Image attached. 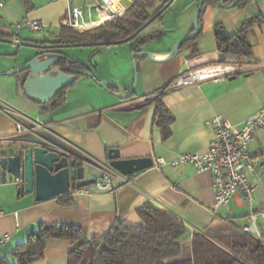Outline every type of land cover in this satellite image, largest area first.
Returning <instances> with one entry per match:
<instances>
[{"label": "crops", "instance_id": "crops-1", "mask_svg": "<svg viewBox=\"0 0 264 264\" xmlns=\"http://www.w3.org/2000/svg\"><path fill=\"white\" fill-rule=\"evenodd\" d=\"M137 0H3L0 7V155L15 154L22 138L15 136V123L24 126L42 124L68 145V151L81 161L86 179L100 178L109 167L108 153L116 150L120 159L149 157L152 166L126 176L127 183L116 191H96L93 184L77 188L70 184L67 194L36 201L34 193H17V185L0 182V235L9 241L0 249V258L13 262L15 247L25 242L38 224L71 225L83 228L86 237L101 236L117 221L140 224L136 209L146 202L172 213L187 228L181 240V254L175 261L191 258V242L196 233L210 239L237 237L251 210L258 216V233H264V171L256 177L253 207L239 195L226 205L213 208L212 175L198 173L188 163L171 165L179 155L202 154L214 138V130L205 122L219 116L232 125H241L264 106V23L253 26L248 34L252 58H237L221 52L216 25L234 34L246 20L260 12L264 0H250L244 7H221L207 3L198 22L200 35L192 45L167 59L174 45L193 33L198 0H172L150 23L142 36L158 32L139 47L150 54L136 57L132 66V45L70 46L58 51L77 61L94 79L79 75L54 101L39 104L26 96L22 78L25 73L6 74L33 58L39 49L26 44L52 45L57 39L69 6L83 11V32L108 21L112 13L125 12ZM115 9V11H112ZM42 24V31H32L30 22ZM66 27V26H64ZM72 29V28H71ZM74 30V29H73ZM19 44L15 46V42ZM46 42V43H45ZM193 64L235 59L242 71L215 82L169 89L173 79L185 70V60ZM136 84L129 98L119 99ZM161 103L173 120L164 136L154 121L156 106ZM252 160L264 163V129L256 132L251 146ZM158 159L163 164H156ZM17 214V220L14 218ZM70 243L48 239L41 257L30 264H67Z\"/></svg>", "mask_w": 264, "mask_h": 264}, {"label": "trees", "instance_id": "trees-1", "mask_svg": "<svg viewBox=\"0 0 264 264\" xmlns=\"http://www.w3.org/2000/svg\"><path fill=\"white\" fill-rule=\"evenodd\" d=\"M168 1L137 0L127 8L122 16L105 21L92 29L77 32L63 26L57 39L47 43L52 45L78 44L80 46L95 45V43L112 45L135 33ZM249 1L237 0L234 7L242 8ZM209 2L228 8L233 0H203L199 16ZM159 18L160 15L153 21ZM261 23H264V16L258 12L244 21L234 34H226L224 41L219 40L220 51L237 58H252V46L248 42L247 34L253 26ZM145 29L146 27L128 41L132 45L133 53L140 52L139 47L145 40L158 35V32H155L142 36ZM217 29L222 28L216 25L215 30ZM199 35L200 31L194 39L180 45L178 51L183 50L186 44H191L192 52L196 55L198 50L196 44L193 43ZM58 50L52 49L51 51L60 54ZM60 64L76 71H85L82 65L67 56L60 60ZM24 80L25 77L22 78V85ZM62 93L63 91L50 102ZM172 120L173 117L168 110L158 103L154 121L165 137L169 134ZM136 214L140 219V224L128 225L117 221L106 233L90 238L86 237V231L83 228L64 224H38L35 230L27 235L25 242L15 247L12 252L13 262L2 257L0 264H30L34 257L42 256L45 242L48 239H62L70 243L67 264H264V233L259 235L245 233L237 237L217 239H210L202 233H196L191 242V258L175 261L174 259L181 254V240L187 233L183 222L151 202L140 205L136 209Z\"/></svg>", "mask_w": 264, "mask_h": 264}, {"label": "water", "instance_id": "water-1", "mask_svg": "<svg viewBox=\"0 0 264 264\" xmlns=\"http://www.w3.org/2000/svg\"><path fill=\"white\" fill-rule=\"evenodd\" d=\"M222 1V0H220ZM172 2L169 0L157 13H155L144 25L135 33L122 41L113 44L127 42L147 27L158 15H160ZM203 0H200L193 21V33L180 39L173 47L166 60L171 59L179 53L178 48L186 41L194 39L199 31L198 23L199 10ZM237 0H233L230 7H234ZM220 41H224L226 33L222 29L214 31ZM106 43H95V45H105ZM39 49V52L19 68L8 71L6 74L25 73L23 90L32 101L40 104L50 102L61 91L73 84L78 75H83L94 80L99 86L102 83L96 81L87 71L73 70L60 64V60L66 55L53 53L52 49H62L70 46H80L78 44L64 45H38L26 44ZM88 45V44H83ZM143 55L151 59L150 54L145 51L132 53V66L136 72L135 58ZM136 84L134 79L132 89L119 99L129 98L133 93ZM15 154L0 155V182H10L16 184L17 193H34L36 201L48 200L57 196L67 194L70 190L71 182L77 188H82L95 183V178L86 179L84 177V167L81 161L76 160L68 151V145L55 136L48 129H40L32 132L29 136L22 138ZM109 167L123 176H130L152 166L149 157L138 159H120L116 150L108 153Z\"/></svg>", "mask_w": 264, "mask_h": 264}, {"label": "built area", "instance_id": "built-area-1", "mask_svg": "<svg viewBox=\"0 0 264 264\" xmlns=\"http://www.w3.org/2000/svg\"><path fill=\"white\" fill-rule=\"evenodd\" d=\"M119 0H106L108 5ZM3 0H0V7ZM123 11L112 13L111 17H120ZM83 11L78 7L69 6L62 24L74 30L83 28ZM32 31H42L43 25L33 21L29 23ZM19 44L15 42V46ZM193 59L185 60V70L177 75L169 84V89H177L185 86L199 85L203 82H215L234 76L242 71L241 63L235 59L193 64ZM205 125L214 130V138L210 141L207 151L202 154L188 153L179 155L171 165L176 166L188 163L194 166L198 173H210L212 175V190L214 193L213 208L226 205L234 195H239L244 203L253 207L257 189L256 177L264 171V163L254 165L251 146L255 141L256 132L264 129V106L255 114L245 119L241 125H232L226 119L216 116L205 122ZM40 129H45L42 124L24 126L15 123V136H25ZM163 164L162 159L155 161ZM127 183L126 176L112 170H108L96 179L92 185L96 191H116L121 185ZM1 215V212H0ZM263 215L251 210L247 217V223L243 226L244 233L259 235L256 220ZM17 220V214H14ZM9 241L8 235H0V249Z\"/></svg>", "mask_w": 264, "mask_h": 264}, {"label": "bare ground", "instance_id": "bare-ground-1", "mask_svg": "<svg viewBox=\"0 0 264 264\" xmlns=\"http://www.w3.org/2000/svg\"><path fill=\"white\" fill-rule=\"evenodd\" d=\"M112 11H115V9H113Z\"/></svg>", "mask_w": 264, "mask_h": 264}, {"label": "rangeland", "instance_id": "rangeland-1", "mask_svg": "<svg viewBox=\"0 0 264 264\" xmlns=\"http://www.w3.org/2000/svg\"><path fill=\"white\" fill-rule=\"evenodd\" d=\"M63 49V48H62Z\"/></svg>", "mask_w": 264, "mask_h": 264}]
</instances>
